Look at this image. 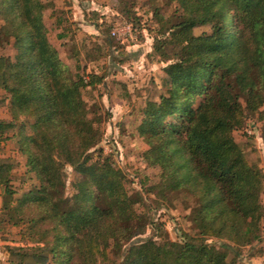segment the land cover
Here are the masks:
<instances>
[{"label":"trees","instance_id":"trees-1","mask_svg":"<svg viewBox=\"0 0 264 264\" xmlns=\"http://www.w3.org/2000/svg\"><path fill=\"white\" fill-rule=\"evenodd\" d=\"M175 1L182 13L156 47L171 60L164 68L169 90L143 108L140 131L148 162L161 170L155 188L194 198L195 232L159 243L131 241L147 218L136 210L120 170L87 163L85 152L101 132L80 95L101 79L71 76L47 40L41 0H0V35L15 49L13 62L0 71L12 115L0 120V135L17 129L11 137L19 136V151L38 178L16 198L12 164L0 161V223L21 226L22 240L35 243L23 253L21 246L15 252L7 246L19 257L10 264H225L228 253L235 258L241 246L260 238L262 181L232 132L249 113L264 119V0ZM197 26L209 31L196 34ZM167 45L170 53L163 51ZM65 164L83 175L71 197L64 195Z\"/></svg>","mask_w":264,"mask_h":264},{"label":"rangeland","instance_id":"rangeland-1","mask_svg":"<svg viewBox=\"0 0 264 264\" xmlns=\"http://www.w3.org/2000/svg\"><path fill=\"white\" fill-rule=\"evenodd\" d=\"M41 1L47 40L56 48L59 60L68 67L71 76L95 75L101 79L94 86L81 89L80 97L85 103L87 117L93 118L94 125L101 132L100 140L86 150L85 155L87 163H109L120 170L124 187L136 210L147 218L144 232L131 241L153 238L162 243L180 240L183 232L194 233L189 218L194 198L185 191L160 192L155 188L161 170L148 162L149 145L140 131L143 108L150 101H159L160 96L169 90L164 68L171 60L166 61L156 47L158 39L168 36L169 24L175 14L182 13L181 7L175 0ZM2 21L0 17V33ZM203 31L208 32V26L194 28L196 34ZM163 51L170 53V46ZM14 53L11 42L0 35V71L13 62ZM10 119L7 94L0 89V120ZM19 120L29 122L25 117ZM263 128L264 119L255 112L247 114L241 127L232 132L262 181L260 201L263 212L259 224L260 238L241 246L235 258L228 253L225 264H264ZM17 132V129H9L0 135V161L8 160L12 164L11 182L17 191L16 198L38 185L26 154L19 151V136L11 137ZM25 132L28 134V125ZM63 173L64 195L71 197L75 183L83 180V175L68 164L64 165ZM1 191L0 186V215ZM30 212L28 210L25 214ZM20 230L21 226L0 223V264L19 261L16 254L7 252V246L14 252L21 246L23 253L29 252L35 244L28 239L22 240ZM206 240L216 245L223 242L214 237ZM127 246L125 244L123 249Z\"/></svg>","mask_w":264,"mask_h":264}]
</instances>
